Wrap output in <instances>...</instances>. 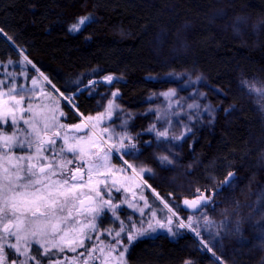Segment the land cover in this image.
I'll list each match as a JSON object with an SVG mask.
<instances>
[{"label":"trees","instance_id":"1","mask_svg":"<svg viewBox=\"0 0 264 264\" xmlns=\"http://www.w3.org/2000/svg\"><path fill=\"white\" fill-rule=\"evenodd\" d=\"M215 6V0H158L155 5L143 0H0V63H23L30 77L46 86L32 64L59 93L74 95L83 115L96 99L81 88L106 74L115 75L113 85L123 105L139 112L136 121L146 127L148 97L167 86L156 78L167 70L154 57L151 42L161 29L197 22L187 64L204 74L210 96L220 107L213 123L183 139L181 155L187 175L199 188L227 194L212 211L211 235L201 237L224 264H264V161L259 160L264 155L251 142L262 133V125L242 82H264V24L257 34L235 37L223 32L220 22L217 30L208 24ZM242 7L264 19V0L227 2L230 12L242 13ZM88 15L91 20L80 30H70L79 17ZM90 71L95 72L80 83L79 77ZM63 109L68 124L80 121L65 103ZM229 172L234 177L225 184ZM181 209L184 216L186 210ZM237 246L247 248L240 254ZM128 257L132 264H221L180 228L134 241Z\"/></svg>","mask_w":264,"mask_h":264},{"label":"snow or ice","instance_id":"2","mask_svg":"<svg viewBox=\"0 0 264 264\" xmlns=\"http://www.w3.org/2000/svg\"><path fill=\"white\" fill-rule=\"evenodd\" d=\"M90 20V15L81 16L71 25L70 30L78 31ZM44 79L47 80L46 77ZM104 80L111 82L113 77L106 76ZM32 84V89H25L0 80V264H42L45 259L49 264H126L128 248L139 237L155 232L157 228H167L172 233V217L176 213L165 203V207L172 213L166 223L150 219L147 227H144L143 220L138 226L129 217L127 224L120 221L118 230H104L112 237L111 241L105 243L100 238L97 218L106 209L119 220L120 204L113 203L112 191H131L116 178L109 165L110 155L113 150L119 152L122 149H134L135 145H126L123 136L118 144L108 143L113 139L109 128L97 131L106 117L111 118L113 101L108 102L105 112L95 116L81 114L80 123L68 125L60 122V117L65 113L59 111L58 101H55L54 108H34L30 102L33 97L25 95L26 92H35L37 81L33 80ZM53 89L58 91L54 86ZM251 89L264 95V88L252 85ZM174 94V91H170L164 95ZM117 95L118 93H112L113 97ZM59 97L69 100L63 93H59ZM26 100L29 103L25 108L22 105ZM25 112L30 113L27 119L23 115ZM21 120L26 127H20ZM5 126L12 128L11 134L4 130ZM106 134L107 141L104 139ZM159 135L166 136L167 132H160ZM57 139L62 140L58 149L55 147ZM127 139L131 140V137ZM15 149L26 154L17 155ZM46 151L51 152V157L45 155ZM67 154H71L72 159H67ZM161 159L166 161L168 157ZM74 163L76 167L69 168ZM123 163L126 167L117 171L131 169L135 175L151 171L140 168L137 172L128 161ZM233 177L234 174L229 172L224 183L230 184ZM144 183L147 184L146 181ZM197 194L196 199H186L184 204L191 209L205 206L210 198L200 193L199 189ZM139 199L145 200L143 196ZM121 203L140 212L141 216L144 215V208L138 207V203L128 199ZM144 206L148 207L146 200ZM155 216L156 213L152 212V217ZM204 222L205 225L212 223L206 218ZM196 223L198 221L190 216L187 223L180 221L177 227L191 228L199 235L193 227ZM93 233L96 234L95 242L92 247H86V242L93 240ZM9 251L13 255L11 260ZM66 252L74 255L69 257ZM185 264L192 262L185 261Z\"/></svg>","mask_w":264,"mask_h":264},{"label":"rangeland","instance_id":"3","mask_svg":"<svg viewBox=\"0 0 264 264\" xmlns=\"http://www.w3.org/2000/svg\"><path fill=\"white\" fill-rule=\"evenodd\" d=\"M143 1H147L150 5H155L158 0ZM215 1L216 6L208 16V24L216 27V30L220 27L216 26V23L220 22L223 24V32H231L233 36L241 39L257 34L258 31L261 30V25L264 24V19L252 17L245 12L246 9L244 7L241 8L242 13H236L234 10L230 12L227 8V2H231L232 0ZM196 24L197 22L189 20L180 22L171 27H166L161 29L151 42V51L153 52L154 57L167 70L165 74L156 78L164 81L167 86L165 89L153 92L148 97L147 108L145 110L146 113L143 115L150 117L149 123L146 127H143L136 121L137 117L140 115L139 112L130 110L123 105L121 95L113 85L117 79L115 75L106 74L99 79H94L87 85H84L81 90L88 89L89 93L96 99L89 114L83 116H95L98 113L105 112L108 107V102L111 100L114 103L111 118L106 117L97 129V131H99L100 128L107 127L112 132L113 139L111 141H107V134L104 139L108 143L118 144L120 137L123 136L125 137L124 143L126 145H135L134 149L127 148L122 149L119 152L113 150L110 155L109 165L115 173L116 178L124 183V187L131 189V191L127 193L124 192L123 189H121L120 192L113 190V203H117L118 201L122 202L125 199H128L132 202L138 203V207L144 208V215L141 216L140 212L135 211L132 208H129L127 204L122 203L121 207L124 206V209L131 212L129 217L133 221H136L138 226L139 222L143 220L145 222L143 226L147 227V221L150 219H152L153 222L155 220H160L166 223L168 217L172 215L168 208H171L172 211L176 213V215L172 217V231L179 228L177 225L180 221L187 223L188 217H194L198 223L193 224V227L197 229L199 235L192 231L191 228L180 229L189 231L200 243L202 249L207 251L210 248L206 241L202 239L201 234L207 233L211 235L209 228L215 222V217L213 216L212 211L218 209L222 198L224 200L227 194L221 192V190L212 191L199 188L193 177L190 178L187 175L185 169L186 164H184V158L181 155V143L183 139L189 138L196 128L209 126L213 123L216 119L218 108L220 107V105H218L210 96L212 94V88L207 85L204 74L195 67V64L192 65L193 67H188L187 64V59L194 50L192 37L197 28ZM16 51L25 59L20 50L16 49ZM94 72L95 71H90L82 74L78 79L79 82L82 83L83 76L86 74L93 75ZM39 75L44 82H46V86L36 77L31 78L27 67L23 63H0V80H6L8 83L23 86L25 89H32V81H37L35 92L25 93L26 96L33 97L30 102L33 104L34 108L37 106H39L40 109H43L45 106H47V108H54L56 107L55 101H58L59 111L64 112L63 103H65L73 111H76V114L81 116L82 113H79L76 108L74 95L69 96V100L60 98L59 92L54 91L53 85L50 84L48 80H45V77L40 72ZM106 76H112L113 80L111 82L104 80V77ZM242 82L243 88L253 97L257 117L262 125V133L251 141L254 143L253 149L263 151L264 155V95L251 89L252 85L256 88H264V82H259L256 79H246ZM170 91H174L175 94L171 96L164 95ZM114 92L118 93L115 97L112 96V93ZM220 102L223 103V100H220ZM28 103L29 101L26 100L22 107L26 108ZM189 105H196V107L190 108ZM23 115L24 118L27 119L29 118L30 113L25 112ZM57 115H59L58 112ZM60 122L68 124L66 122V115L60 117ZM20 127H26L22 120L20 121ZM4 130L11 134L12 128L10 126H5ZM160 132H167V135L160 136ZM127 137H131V140L127 139ZM177 137L179 138L177 139ZM61 144L62 140L57 139L55 147L58 149ZM106 146L107 145H105V147ZM14 151L17 155L26 154L19 149H15ZM45 155L51 157V152L46 151ZM164 156H167L168 160H162L161 157ZM67 159H72L71 154H67ZM125 160L132 164L137 169V172L140 168L150 169L151 171H145L139 175H135L131 169L124 172L117 171V169L126 167L123 163ZM259 160L262 163V161H264V156L259 158ZM74 167H76L75 163L69 165V168ZM129 177H134V179L130 180L128 179ZM85 180H87L86 172ZM145 181L147 184L144 183ZM223 187L224 185L222 184L220 188L222 189ZM156 188H159L161 192L165 191L166 196H162ZM197 189L200 190V193L206 192L207 197H210V201H208L205 206L200 207L198 211L186 210L183 206L184 200L186 198H197ZM133 196H135V199H133ZM141 196L147 201L148 207L144 206L145 200L139 199ZM220 197L222 198L219 199ZM107 198L108 197H105V199ZM165 203H167L168 208L165 207ZM159 206L162 209V213L154 211L155 208L160 209ZM181 208L186 210L184 216H182L180 212ZM119 211V220H116L107 209L97 218V225L101 233L100 238L104 240L105 243L112 240V237L104 231L105 229L118 230L121 220L124 219L123 221L126 224L128 222L129 217L126 219L123 218V215L119 214ZM152 212L156 213L154 218L152 217ZM146 213L148 215L147 218ZM205 218L212 223L205 225ZM239 219L241 220L242 216L239 215ZM238 230L239 227L235 225L234 232L236 233ZM158 234H170V232H168L167 228H157L155 232H149L142 237L156 236ZM213 235L215 236V233H213ZM142 237H139L138 239ZM95 239L96 234L93 233V240L87 241L86 247H92ZM124 243L127 244L126 239H124ZM131 246L132 245L129 247L131 248ZM246 248L247 247L237 246V249L235 250L241 254ZM78 251H82V249H78ZM209 251L212 256L216 257L217 261L224 264L222 263L223 261L221 258L212 250ZM127 253L125 259L126 264H129ZM70 254L71 256L74 255L71 252Z\"/></svg>","mask_w":264,"mask_h":264},{"label":"flooded vegetation","instance_id":"4","mask_svg":"<svg viewBox=\"0 0 264 264\" xmlns=\"http://www.w3.org/2000/svg\"><path fill=\"white\" fill-rule=\"evenodd\" d=\"M159 192H160V191H159ZM208 197H209V196H208ZM117 203L120 204V211H119V214H122V215H123V218H125V219L128 218V217L130 216L131 212L128 211V210H126V209H124V206L121 207V206H122L121 201H118ZM159 208H160V206H159ZM124 210H125L126 212H125ZM154 211L159 212V213H162V209H161V208H160V209L155 208ZM147 213H148V211H147ZM147 213H146V218L148 217ZM105 219H106V218H105ZM123 220H124V219H123ZM158 235H161V234H158ZM150 237H152V236H150ZM129 250H130V247H129ZM82 251H83V249H82ZM128 253H129V251H128ZM128 253H127V260H128V262H129V264H132L130 258L128 257ZM33 254H35V246L33 247ZM66 255H68L69 257H71L70 252L66 253ZM61 258H63V254H62ZM11 259H13V255H12V253L9 251V260H11ZM38 259H39V257H38ZM42 264H49V262L45 259V260L42 262ZM136 264H138V263H136Z\"/></svg>","mask_w":264,"mask_h":264},{"label":"water","instance_id":"5","mask_svg":"<svg viewBox=\"0 0 264 264\" xmlns=\"http://www.w3.org/2000/svg\"><path fill=\"white\" fill-rule=\"evenodd\" d=\"M31 65V64H30ZM31 67L39 74V71L38 70H36L32 65H31ZM78 115V114H77ZM79 116V118H80V121H81V116L80 115H78ZM80 121L79 122H77V123H80ZM77 123H75V124H77ZM71 125V124H70ZM206 197H207V193L205 192V193H203ZM210 198V197H209ZM187 200H193V199H196V198H186ZM185 199V200H186ZM184 200V201H185ZM209 201H210V199H209ZM183 206H184V208L186 209V210H192V211H198L199 209H191V208H189V207H187L185 204H184V202H183ZM208 251V253H210L211 254V252L209 251V250H207ZM214 257V256H213ZM215 259H216V257H214Z\"/></svg>","mask_w":264,"mask_h":264}]
</instances>
